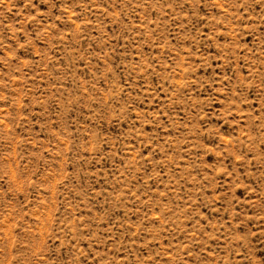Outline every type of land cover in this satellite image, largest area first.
Segmentation results:
<instances>
[{"label": "rangeland", "instance_id": "rangeland-1", "mask_svg": "<svg viewBox=\"0 0 264 264\" xmlns=\"http://www.w3.org/2000/svg\"><path fill=\"white\" fill-rule=\"evenodd\" d=\"M0 264H264V0H0Z\"/></svg>", "mask_w": 264, "mask_h": 264}]
</instances>
